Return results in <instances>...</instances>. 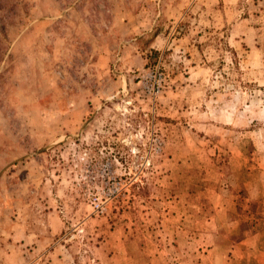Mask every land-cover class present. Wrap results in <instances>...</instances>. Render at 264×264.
Masks as SVG:
<instances>
[{
	"label": "rangeland",
	"instance_id": "obj_1",
	"mask_svg": "<svg viewBox=\"0 0 264 264\" xmlns=\"http://www.w3.org/2000/svg\"><path fill=\"white\" fill-rule=\"evenodd\" d=\"M15 1L0 264H254L264 0Z\"/></svg>",
	"mask_w": 264,
	"mask_h": 264
},
{
	"label": "trees",
	"instance_id": "obj_2",
	"mask_svg": "<svg viewBox=\"0 0 264 264\" xmlns=\"http://www.w3.org/2000/svg\"><path fill=\"white\" fill-rule=\"evenodd\" d=\"M17 1L15 0H0V35H2L5 38L6 34V26L9 22V19L12 17V14L16 8ZM2 39L0 38V48L2 46L1 44ZM3 52H0V60L2 59ZM243 191V189H242ZM244 224L243 220H241ZM253 234L255 231H251Z\"/></svg>",
	"mask_w": 264,
	"mask_h": 264
},
{
	"label": "crops",
	"instance_id": "obj_3",
	"mask_svg": "<svg viewBox=\"0 0 264 264\" xmlns=\"http://www.w3.org/2000/svg\"><path fill=\"white\" fill-rule=\"evenodd\" d=\"M240 243H242V241L237 243L235 248L232 250L235 251V256L233 255L235 259L236 257H247V259H253L255 261L254 264H264V250L262 251L261 249L255 248L253 244L250 245L252 246V249L243 250V247L240 245Z\"/></svg>",
	"mask_w": 264,
	"mask_h": 264
}]
</instances>
